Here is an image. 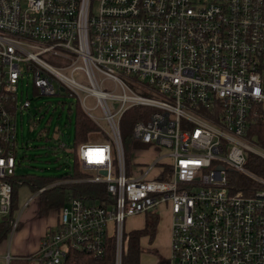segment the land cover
I'll list each match as a JSON object with an SVG mask.
<instances>
[{"label":"built area","instance_id":"1","mask_svg":"<svg viewBox=\"0 0 264 264\" xmlns=\"http://www.w3.org/2000/svg\"><path fill=\"white\" fill-rule=\"evenodd\" d=\"M51 49L70 62L48 64ZM23 73L34 92L74 96L97 127L100 139L77 146L85 177L74 181L102 184L106 198H69L36 251L7 252L5 264L100 260L110 238L121 264L125 222L162 213L168 264H264V179L246 168L249 155L264 159L251 128L264 121V0H0V222L19 163L15 116L31 105L18 95ZM131 107L146 115L126 160L120 121ZM232 174L260 187L246 193ZM19 218L7 219L9 235Z\"/></svg>","mask_w":264,"mask_h":264},{"label":"rangeland","instance_id":"2","mask_svg":"<svg viewBox=\"0 0 264 264\" xmlns=\"http://www.w3.org/2000/svg\"><path fill=\"white\" fill-rule=\"evenodd\" d=\"M47 63L62 68L67 65L71 57L66 56L59 49H51L43 57ZM24 78L18 87V95L22 98L29 99L30 107L23 109L16 114V134H17V154L16 159L18 164L15 167L16 175L31 174L34 176L53 177L62 175L69 170V166L73 164L71 155L68 154L69 149H72L74 143V124H75V105L76 99L74 96L65 94H41L34 92L31 86L30 73H23ZM53 87L57 91L56 84ZM20 89L22 93H20ZM20 93V94H19ZM85 107L91 109V113L99 115L97 109H92L94 101L88 97L84 100ZM72 106V112L67 111L68 106ZM117 104H115L116 106ZM82 108V106H81ZM83 109V108H82ZM81 109V110H82ZM83 112V110H82ZM84 114V112H83ZM96 127V126H95ZM97 129V127L95 128ZM92 139H100L101 135L98 132L92 133ZM106 137V135H105ZM61 144L64 146L62 147ZM142 148H147L145 145ZM130 148L127 158L131 157ZM125 155V150H124ZM133 156L132 158H134ZM151 157L142 155L141 158ZM83 173V172H81ZM17 194V209L15 216L21 217L18 221V227L11 233L10 239L11 248L9 254L16 256H25L26 252L22 250L27 248V243L32 240L34 234L42 224L54 225V220L58 209L50 210L46 214L40 213L42 216L38 218L39 206L38 196L32 192L27 184L16 189ZM30 202H25L31 198ZM36 207L38 211H36ZM22 212V213H21ZM165 215L160 214L159 224L156 227L155 236L149 242L147 238L140 241L139 247L141 253L138 258V264H155V260L162 256L168 255L166 245V222ZM57 219V217H56ZM141 222L130 220L125 222L124 230H129L130 227L139 226ZM9 235L6 240L0 242V264H5L4 253L9 243ZM18 247V248H17ZM25 248V249H26ZM9 264H20L15 259H12Z\"/></svg>","mask_w":264,"mask_h":264},{"label":"trees","instance_id":"3","mask_svg":"<svg viewBox=\"0 0 264 264\" xmlns=\"http://www.w3.org/2000/svg\"><path fill=\"white\" fill-rule=\"evenodd\" d=\"M68 112H72V106L67 107ZM146 111L142 107H131L126 109L122 114L120 121L121 130V141L123 145V150H125V159L129 154L130 148L137 146L132 139V127L133 125L142 119ZM75 124H74V143L73 148L69 149L68 154L72 157L73 164L69 166V170L62 175L47 177V176H34L31 174L15 175L11 177L12 184V202L10 207V213L8 218H12L15 215L17 209V194L16 189L23 184H27L32 192L37 191L39 188L49 185L55 181H69L68 183H62L53 185V187L46 188L41 191L38 199L39 213L46 214L50 210L59 209V207L66 202L71 197H86L88 199L94 200L97 203H102L106 198V191L102 184H91V183H80L74 180H81L85 177L84 173H81L79 169V163L76 158V149L81 142H86L92 139V133L96 131L95 125L91 120L83 114L81 107L78 102L75 105ZM263 118L258 116L253 119L251 123L252 131L258 136L256 137L255 143L258 146L264 147V137H263ZM96 141V140H91ZM127 160V159H126ZM246 168H248L252 173H254L259 178L264 179V159L259 158L254 155H249L246 162ZM236 175V174H232ZM239 185L243 186L244 191L251 192L255 188H259L255 182L250 178L245 176H238ZM73 180V181H71ZM7 218V219H8ZM7 219L0 222V242L6 240L8 234L10 233V224ZM158 223V219L155 216H149L146 218L144 228L141 230H130L124 233L123 236V252L121 256V264H138V258L141 253L139 247V239L148 235L149 239L154 236L155 228ZM49 230V229H48ZM113 260V239L108 240L107 252L103 258L96 260L88 254L82 253H72L70 257V264H112ZM18 261L20 264H28V262Z\"/></svg>","mask_w":264,"mask_h":264},{"label":"crops","instance_id":"4","mask_svg":"<svg viewBox=\"0 0 264 264\" xmlns=\"http://www.w3.org/2000/svg\"><path fill=\"white\" fill-rule=\"evenodd\" d=\"M36 211H38V208L36 207ZM22 213V212H21ZM40 216H42L40 213H39V215H38V218H40ZM149 216H155V215H147V216H145V217H141V216H136V217H130L129 219H128V221L130 220L131 222H134V221H138V222H141V224L139 225V226H135V227H130L129 228V230H127L126 232H129L130 230H141V229H143L144 228V225H145V222H146V218L147 217H149ZM20 217H21V214H20ZM56 217H57V215H56ZM56 217H55V220H54V225H55V221H56ZM155 218L156 219H158V223H157V225H156V227L158 226V224H159V218H160V216L159 217H157V216H155ZM165 222H166V233H167V235H166V245H167V248H168V251L170 252V248H169V236H170V233H169V225H170V220H169V218H168V216H166L165 215ZM53 224L52 225H49V224H42L41 226H39V228H38V230L36 231V233L34 234V236L32 237L33 239L32 240H30V242L29 243H27V248L26 247H23L22 248V250H24V252L25 251H27L26 252V255H30V254H32V253H34L35 251H36V249L38 248V246H39V244H40V240H41V237H42V235L49 229V228H51V227H53L54 226ZM155 231H156V228H155ZM9 235V234H8ZM154 236H155V232H154ZM153 236V237H154ZM10 237H11V234L9 235V243H8V245H7V248H6V251H5V253H4V256L6 255V253L8 252V254H9V250H10V248H11V239H10ZM145 238H147L148 240H149V242L153 239H149V236L148 235H144V237H141L140 239H139V244H140V241L142 240V239H145ZM18 248V247H17ZM26 248V249H25ZM169 252H168V255L167 256H165V257H162V256H160V257H158L156 260H155V264H168L167 263V259H168V257H169ZM11 255V254H10ZM26 255L25 256H20V257H26ZM3 256V257H4ZM14 256H16V255H14Z\"/></svg>","mask_w":264,"mask_h":264},{"label":"water","instance_id":"5","mask_svg":"<svg viewBox=\"0 0 264 264\" xmlns=\"http://www.w3.org/2000/svg\"><path fill=\"white\" fill-rule=\"evenodd\" d=\"M101 174H103V175H104V172H101Z\"/></svg>","mask_w":264,"mask_h":264}]
</instances>
